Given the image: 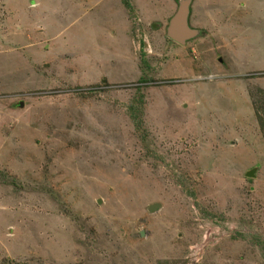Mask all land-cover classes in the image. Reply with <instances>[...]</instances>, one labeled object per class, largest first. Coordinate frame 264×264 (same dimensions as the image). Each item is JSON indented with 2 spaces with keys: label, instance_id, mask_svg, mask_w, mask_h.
I'll return each instance as SVG.
<instances>
[{
  "label": "rangeland",
  "instance_id": "374dc122",
  "mask_svg": "<svg viewBox=\"0 0 264 264\" xmlns=\"http://www.w3.org/2000/svg\"><path fill=\"white\" fill-rule=\"evenodd\" d=\"M178 2L0 0V264H264V0Z\"/></svg>",
  "mask_w": 264,
  "mask_h": 264
},
{
  "label": "water",
  "instance_id": "95a60500",
  "mask_svg": "<svg viewBox=\"0 0 264 264\" xmlns=\"http://www.w3.org/2000/svg\"><path fill=\"white\" fill-rule=\"evenodd\" d=\"M192 2L193 0H179L178 9L175 15L170 20L167 29V35L169 39L181 46H185L188 42L199 38L202 34L201 30L193 28L190 24ZM156 27L157 25H154V28ZM257 169L258 168H253L252 170L248 171V173L246 174L247 177L255 178L256 172L258 171ZM160 207V204L155 203L150 206L149 211L153 212Z\"/></svg>",
  "mask_w": 264,
  "mask_h": 264
},
{
  "label": "crops",
  "instance_id": "0c3cea01",
  "mask_svg": "<svg viewBox=\"0 0 264 264\" xmlns=\"http://www.w3.org/2000/svg\"><path fill=\"white\" fill-rule=\"evenodd\" d=\"M31 1H33V0H31ZM95 3H96V0H95ZM38 4L39 3L33 2L32 4L29 5V7L34 8V7H37ZM96 5H97V3H96ZM243 16L244 17H248V18L251 17V15L248 14V13L232 12V13L227 14V15H221L220 13H216L215 11L209 10V11H207L206 15L201 16L199 18V21H196L198 24L199 23L201 24V25H198V27L196 29L201 30L202 34L204 33V29H206V30H208L209 35H211V36L219 35L220 36L221 35L220 34L221 29H223L225 27H230L235 22V21H233L234 19H236L237 17H243ZM8 20H9V18L7 16H4L0 20V25L1 26H6L7 25V27H10V22ZM10 20H14L13 19V15L10 18ZM191 22H192V19H191ZM203 24H205L204 27H202ZM200 38H202V37L200 36ZM1 47H2V45H0V49H2ZM1 52L2 51H0V55H1ZM260 88L263 89L262 87H260ZM6 99H8V98H6ZM18 104H20V107H22L21 103H18Z\"/></svg>",
  "mask_w": 264,
  "mask_h": 264
},
{
  "label": "clouds",
  "instance_id": "9594fccd",
  "mask_svg": "<svg viewBox=\"0 0 264 264\" xmlns=\"http://www.w3.org/2000/svg\"><path fill=\"white\" fill-rule=\"evenodd\" d=\"M192 5H193V2H192ZM192 5H191V12H192ZM190 24H191V14H190ZM192 26V25H191ZM194 28V27H193ZM197 39V38H196ZM195 40V39H194ZM193 41V40H192ZM173 42V41H172ZM191 42V41H190ZM190 42H188V43H190ZM175 43V42H174ZM187 43V44H188ZM177 44V43H176ZM177 45H179V44H177ZM103 82H105V81H103Z\"/></svg>",
  "mask_w": 264,
  "mask_h": 264
},
{
  "label": "trees",
  "instance_id": "16d2710c",
  "mask_svg": "<svg viewBox=\"0 0 264 264\" xmlns=\"http://www.w3.org/2000/svg\"><path fill=\"white\" fill-rule=\"evenodd\" d=\"M125 4H127V6H130L129 3L126 1ZM258 113V110L256 111V115Z\"/></svg>",
  "mask_w": 264,
  "mask_h": 264
},
{
  "label": "flooded vegetation",
  "instance_id": "af4514ba",
  "mask_svg": "<svg viewBox=\"0 0 264 264\" xmlns=\"http://www.w3.org/2000/svg\"><path fill=\"white\" fill-rule=\"evenodd\" d=\"M169 38V37H168ZM171 40V39H170ZM172 41V40H171ZM174 42V41H173Z\"/></svg>",
  "mask_w": 264,
  "mask_h": 264
}]
</instances>
